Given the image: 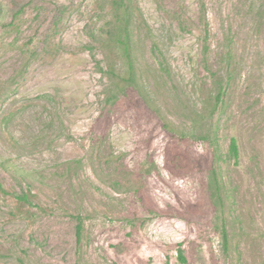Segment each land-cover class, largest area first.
<instances>
[{
  "label": "rangeland",
  "instance_id": "1",
  "mask_svg": "<svg viewBox=\"0 0 264 264\" xmlns=\"http://www.w3.org/2000/svg\"><path fill=\"white\" fill-rule=\"evenodd\" d=\"M0 264H264V0H0Z\"/></svg>",
  "mask_w": 264,
  "mask_h": 264
},
{
  "label": "trees",
  "instance_id": "2",
  "mask_svg": "<svg viewBox=\"0 0 264 264\" xmlns=\"http://www.w3.org/2000/svg\"><path fill=\"white\" fill-rule=\"evenodd\" d=\"M115 7L118 8V9H121L122 7L119 5V4H115ZM124 20L121 21V26H122V31L125 35L124 38L120 39L119 44L122 46L123 48V53L126 57V60L127 61H130V53H129V42H128V32H129V29H128V24H129V19H128V15L124 14ZM129 68L131 69V65H129ZM133 71V70H132ZM131 71V73H132ZM205 137H199V139H204ZM216 155V154H214ZM228 155L231 157V158H237L238 156V147H237V144H236V141L234 138H231L230 141H229V144H228ZM210 182L213 183V185H211V189H212V193L211 195L212 196H216V197H219L220 198V188H219V184L218 182H216V179H217V173H216V169L213 168L211 169L210 171ZM15 197L18 201H23V202H29V196H28V193H21V194H15ZM76 234H77V239L79 240L80 239V235H81V224H80V221L79 223L77 224L76 226ZM222 240H223V244L226 245V242H227V236H226V233L224 230H222ZM177 256L179 258V260L181 262H185V258L183 256V251L181 248H178L177 249Z\"/></svg>",
  "mask_w": 264,
  "mask_h": 264
}]
</instances>
